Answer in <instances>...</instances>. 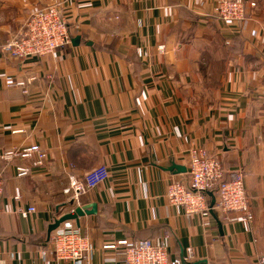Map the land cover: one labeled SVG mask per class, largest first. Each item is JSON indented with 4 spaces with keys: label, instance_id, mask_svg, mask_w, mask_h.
<instances>
[{
    "label": "crops",
    "instance_id": "crops-1",
    "mask_svg": "<svg viewBox=\"0 0 264 264\" xmlns=\"http://www.w3.org/2000/svg\"><path fill=\"white\" fill-rule=\"evenodd\" d=\"M243 1L255 8L229 28L215 0H0V46L51 4L72 35L42 60L0 55V150L46 153L45 168L24 178L15 166L28 162L0 161L1 261L57 264L41 254L47 227L71 209L68 176L106 166L108 180L80 200L96 214L73 221L92 246L82 264H119L121 252L105 246L158 237L169 264H264V0ZM30 78L22 95L15 84ZM195 148L243 173L250 219L168 204V183L188 184L186 171L168 168H186ZM28 207L35 213L21 218L17 208Z\"/></svg>",
    "mask_w": 264,
    "mask_h": 264
},
{
    "label": "built area",
    "instance_id": "built-area-1",
    "mask_svg": "<svg viewBox=\"0 0 264 264\" xmlns=\"http://www.w3.org/2000/svg\"><path fill=\"white\" fill-rule=\"evenodd\" d=\"M215 14L225 25H234L245 19L247 8H255L254 3L242 0H215ZM67 18L59 4H51L33 9L19 29L10 34L0 46V55L17 62L42 60L54 54L59 48L71 44L72 35ZM165 46L159 45L157 51L163 54ZM34 78L18 81L15 85L22 95L28 94V84ZM21 132L14 130L12 133ZM26 161L28 167L15 166L17 178L29 176L34 170L46 166V153L38 144H30L21 148L0 150V161L10 162L14 159ZM188 184L172 179L166 186L165 196L169 205L181 207L187 216H208L214 208L221 214L223 221L228 220L230 213H240L250 219L249 198L243 186V173H227L219 160L201 148L189 151L186 164ZM109 178L106 166H99L80 177L68 176V183L63 194L69 197L73 214L76 208H82L80 200L91 191L101 186ZM214 196V205L208 204L206 194ZM3 194V180L0 174V204ZM20 200V197L16 198ZM18 215L27 219L35 213L34 207L17 208ZM121 252L122 262L119 264H169V251L166 237L156 240H120L113 245L105 246ZM92 253V246L73 221L62 223L50 236V243L42 256L52 254L57 264H82ZM187 256L192 258V250L187 249ZM261 263L263 261L261 260ZM0 264H5L0 260ZM115 264V263H112Z\"/></svg>",
    "mask_w": 264,
    "mask_h": 264
},
{
    "label": "water",
    "instance_id": "water-1",
    "mask_svg": "<svg viewBox=\"0 0 264 264\" xmlns=\"http://www.w3.org/2000/svg\"><path fill=\"white\" fill-rule=\"evenodd\" d=\"M168 171H175V173L179 174V173H184L186 169L184 167H180L175 164H172L168 168ZM211 204L213 205L214 201H212ZM69 206H71V204ZM95 214H96V204H88L83 206L81 209L76 208L73 214L65 213L61 216H58V218H55L53 222L47 227V239L49 240V237L51 236L52 232H54L62 223L66 221H74L78 226L79 218L83 216H91Z\"/></svg>",
    "mask_w": 264,
    "mask_h": 264
},
{
    "label": "trees",
    "instance_id": "trees-1",
    "mask_svg": "<svg viewBox=\"0 0 264 264\" xmlns=\"http://www.w3.org/2000/svg\"><path fill=\"white\" fill-rule=\"evenodd\" d=\"M210 193H207L206 194V197H207V199H208V204H209V206H213L211 203H212V201H213V199H214V196H212V195H209ZM159 238V237H158ZM127 240H130V241H137V240H148V241H150L151 239H135V238H133V239H127Z\"/></svg>",
    "mask_w": 264,
    "mask_h": 264
},
{
    "label": "rangeland",
    "instance_id": "rangeland-1",
    "mask_svg": "<svg viewBox=\"0 0 264 264\" xmlns=\"http://www.w3.org/2000/svg\"><path fill=\"white\" fill-rule=\"evenodd\" d=\"M243 1V0H242ZM244 2V1H243ZM249 4V3H248ZM214 10H215V8H214ZM215 12V11H214ZM217 17V16H216ZM245 17H246V15H245ZM219 21H220V19L219 18H217ZM221 22V21H220ZM241 23V22H240ZM239 24V23H238ZM237 23L236 24H234V25H228V26H226V27H229V28H235V27H237V25H238ZM227 45H230V42L228 41L227 43H226Z\"/></svg>",
    "mask_w": 264,
    "mask_h": 264
}]
</instances>
